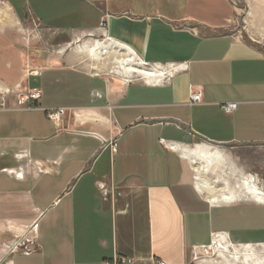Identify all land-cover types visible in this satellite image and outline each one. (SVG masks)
<instances>
[{
  "label": "crops",
  "instance_id": "crops-1",
  "mask_svg": "<svg viewBox=\"0 0 264 264\" xmlns=\"http://www.w3.org/2000/svg\"><path fill=\"white\" fill-rule=\"evenodd\" d=\"M231 14L227 0L0 2L5 89L22 86L38 49L21 41L27 23L66 41L97 38L73 48L67 67L96 41L169 72L112 82L72 67L63 73L78 83L59 101L0 109V236L38 223L29 253L0 242V264H264V203L209 199L173 148L186 136L264 145V52L225 32ZM226 102L236 109L225 113ZM53 108L65 109L58 122L47 118ZM213 245L214 258H195Z\"/></svg>",
  "mask_w": 264,
  "mask_h": 264
},
{
  "label": "rangeland",
  "instance_id": "rangeland-1",
  "mask_svg": "<svg viewBox=\"0 0 264 264\" xmlns=\"http://www.w3.org/2000/svg\"><path fill=\"white\" fill-rule=\"evenodd\" d=\"M227 2L232 14L225 32L254 44L264 52V0H227ZM20 38L24 45L38 49L31 50L27 55L28 59L24 65L25 82L22 86L13 90L5 89L0 85V88H3L0 90V109L4 107L28 108L26 105H18V99L25 97L33 89L40 91L41 98L55 97L59 101L57 95L61 94L64 88L68 89L78 83V78H70L69 76L73 75L66 76L63 73L73 71V68L82 71L80 75L86 78L92 76L98 79L107 78L112 82L141 80L137 75L129 76L123 72L118 63L123 57L120 52L113 50L109 55L98 56L96 63L90 56L83 55L79 63L71 65V68L67 67L66 59L71 50L89 39L97 40L96 37L84 36L79 39L72 37L70 41H66L68 37L47 32L27 23L21 29ZM99 40L102 41L103 38ZM60 50L62 52H59ZM86 65L90 72L85 69ZM81 103L85 104L83 99ZM30 106L32 107L33 103ZM70 115L73 116L69 112L65 113L67 118ZM60 118L55 122H58ZM183 144L192 150L198 149L199 151L196 155L183 159L192 165L194 181L209 199L216 201L217 197L221 198L220 195L227 194L233 199L249 200L241 188L243 175L254 176L258 179L257 186L264 188V145L213 144L192 136H186ZM30 226L19 227L23 229L16 233L3 228L5 232L3 231L0 236V242L2 245H11L19 239H31L33 232ZM216 254L219 253L213 245L206 252H198L195 258L199 260L205 259L206 256L214 258Z\"/></svg>",
  "mask_w": 264,
  "mask_h": 264
},
{
  "label": "bare ground",
  "instance_id": "bare-ground-1",
  "mask_svg": "<svg viewBox=\"0 0 264 264\" xmlns=\"http://www.w3.org/2000/svg\"><path fill=\"white\" fill-rule=\"evenodd\" d=\"M82 51L88 53L91 59L96 60L100 55H109L112 50L121 51V57H123L118 63H120L123 72L126 75H137L143 80H154L161 79L169 72L167 69L160 66H149L144 62L139 61L136 56L128 49L105 42H96L91 41L81 45ZM84 53V52H83ZM114 53V52H113ZM118 55V54H117ZM118 57V56H117ZM95 65V64H92ZM94 67V66H93ZM94 69V68H92ZM127 82V81H125ZM149 82V81H148ZM3 89L2 87L0 90ZM174 150L179 151V153L184 157H192L196 155V152H199L198 149L192 150L187 146L176 145L173 146ZM214 155V154H211ZM257 180L254 176L243 175L241 178V188L244 192V195L247 196L249 200L262 202L264 203V188L257 186ZM222 199H232L229 195H220ZM217 201V200H216ZM218 239V237H216ZM216 239V242L218 240ZM218 245V244H217ZM238 261V259L236 260Z\"/></svg>",
  "mask_w": 264,
  "mask_h": 264
},
{
  "label": "built area",
  "instance_id": "built-area-1",
  "mask_svg": "<svg viewBox=\"0 0 264 264\" xmlns=\"http://www.w3.org/2000/svg\"><path fill=\"white\" fill-rule=\"evenodd\" d=\"M1 1H3V0H0V2ZM40 98H41L40 91L33 89L30 92H28V94L25 97H21L18 99V105H22V106L26 105L29 108V107H31L30 105L32 103L37 102ZM190 101L192 103L201 102V93L200 92L193 93L190 96ZM236 106H237L236 102H226V103H223L221 105V109L225 113H231L236 109ZM64 112H65L64 108L49 109L47 117L49 120L55 122L60 118V116H62L64 114ZM115 147H116V144L113 143L112 148L114 149ZM37 226H38V223H37V220H35L33 222V224L30 226V230H32L33 234L37 230ZM217 235H215V236H217ZM31 241H32V239H19V240H17L16 242L11 244L10 249H9V253L10 254L15 253V252H22L24 254L29 253L30 251H32V248H27L26 243L30 244ZM23 247H24V250H22ZM119 264H128V263L126 262V260L124 258H121L119 261ZM153 264H165V262L160 261V260H153Z\"/></svg>",
  "mask_w": 264,
  "mask_h": 264
}]
</instances>
